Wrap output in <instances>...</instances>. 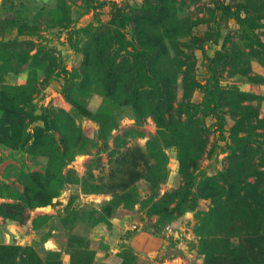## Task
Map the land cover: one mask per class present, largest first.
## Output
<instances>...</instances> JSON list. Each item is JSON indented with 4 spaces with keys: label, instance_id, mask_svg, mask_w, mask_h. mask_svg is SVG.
<instances>
[{
    "label": "rangeland",
    "instance_id": "374dc122",
    "mask_svg": "<svg viewBox=\"0 0 264 264\" xmlns=\"http://www.w3.org/2000/svg\"><path fill=\"white\" fill-rule=\"evenodd\" d=\"M5 1L0 78L23 86L36 77L29 130L49 119L66 131L69 113L81 137L66 132L64 165L62 154L0 142V264H264V191L258 200L255 188L264 190V0ZM119 30L134 51L141 32L166 38L149 62L170 99L163 127L141 112L155 92L148 81L126 102L94 84L93 34L107 33L100 45L115 49ZM128 49L122 75L137 72ZM213 71L230 89L221 104L206 87ZM241 103L258 109L250 142L233 137L255 133Z\"/></svg>",
    "mask_w": 264,
    "mask_h": 264
},
{
    "label": "trees",
    "instance_id": "16d2710c",
    "mask_svg": "<svg viewBox=\"0 0 264 264\" xmlns=\"http://www.w3.org/2000/svg\"><path fill=\"white\" fill-rule=\"evenodd\" d=\"M8 1L10 0H6L5 2ZM238 19L246 25H254V22L248 17L239 15ZM8 20H10V22H14L15 25L20 23V17L12 19L9 18ZM29 30L32 29L29 28ZM141 33H143V35L141 36L145 39H143L141 43L138 42L140 48L139 50L134 51L132 49H128L130 42L127 40L126 35L123 34V32L120 30L116 32V34L113 33V37H115L116 35L117 44H121L118 46L116 45L115 49L113 47L107 48L104 45H100L104 39V36H108L107 33L103 31L94 32V41L98 42V46H94L96 51V59H98V74L96 79L94 80V84H98L99 87L102 88L103 94L109 101H115L119 99L121 101H124L131 98V96L136 98L137 100V98L142 94L141 87L140 84H138L139 87L138 85H136L137 89L135 90L132 88L133 84H137L139 81H148L151 85V88H153L155 92H152L150 96L151 100L144 101V105L143 101L141 100V112L144 114H153L158 120L159 125L163 127L164 125H166L167 120L164 118V112L160 110V108L163 105L167 106V104H170V99L167 96H164L166 95V93L164 92L163 87L154 85L153 82H156L157 80L162 81L165 80V78L163 79L162 76H158V74L155 73L154 69L150 67L149 62L151 59L156 63L155 59L159 56L160 51L163 50L165 45L167 46V42L166 38L162 35H148L145 32ZM144 41L147 43V45ZM262 44L264 45V41L262 42ZM91 48V45L88 44L86 50ZM125 49H128L130 53H133V55L136 57V60L138 61L135 65L137 68V72L134 71V73H132L130 71L129 75L120 74L121 61H118L120 52ZM28 52H30V55L28 54L27 56V53L24 54V56H26L24 61L32 56L31 51ZM5 55L8 54L5 53ZM91 55L92 54L90 52H87L85 59L87 65L91 64H88L91 61ZM35 59L38 61L39 56L35 55ZM153 62L151 63L154 67ZM43 66L44 68L48 67L47 64H43ZM14 69H19V67H15L13 63H9V65H7L6 70L10 71ZM33 71H35V69H33ZM3 72L5 73L7 71L3 70L2 74H4ZM36 82V77L33 76L31 79H29V82L26 85L8 86L4 83V80L0 78V129L5 127L6 131V134L4 136H0V142L5 146L10 147L11 149H17L19 147L26 146L31 148L33 150L32 152L38 151L53 156L57 153L62 154L63 156L61 157V162L62 165H64L67 160L71 158V155H67L68 146L64 136L66 132L73 131L74 133L76 132V137L79 138L81 137L79 132L81 131V129L77 127L75 120L71 118V114L66 113V116H68V119L70 120L69 129L66 131H64L60 126L52 127V123L49 119H45L47 124L46 128L38 127L34 132H31L29 130L30 125L37 119L36 114L31 115L27 111V107L30 106L31 101H33L35 98V96L32 94L33 91H35ZM130 87L133 90L131 89V93L125 96L127 98L125 99L123 96L127 93ZM206 87L207 90H209V93L214 96V99H218V102L220 104L227 99L226 94L230 93V89H228V86H224L222 88L219 87V80L218 77H216L215 71H213V74L209 78ZM73 103L76 106L82 108V105H79L78 103H76V101H73ZM240 107H242L241 111L245 112L246 115L249 116L248 121L246 119V123L248 126H250L251 129L253 128L255 133L247 131L245 134H240L238 132H235L233 134V137L236 141L239 142H250L253 138L259 136V134H257L258 132L255 130V127L252 126L254 117L258 114V109L252 103H241ZM32 109H35V104L33 103ZM231 111L235 112L234 109H229V112ZM233 114H236V112ZM244 121L245 120H243V122ZM58 135H60V137H58ZM1 158L2 157L0 156V160H2ZM40 185L43 187L42 183H40ZM255 188L256 193L258 192L259 194V200L261 198V192L264 190L260 185H255ZM54 195L55 193L52 195V197ZM46 201L49 200L44 199L41 202Z\"/></svg>",
    "mask_w": 264,
    "mask_h": 264
},
{
    "label": "crops",
    "instance_id": "0c3cea01",
    "mask_svg": "<svg viewBox=\"0 0 264 264\" xmlns=\"http://www.w3.org/2000/svg\"><path fill=\"white\" fill-rule=\"evenodd\" d=\"M11 76H12V74L9 75V77H11Z\"/></svg>",
    "mask_w": 264,
    "mask_h": 264
}]
</instances>
